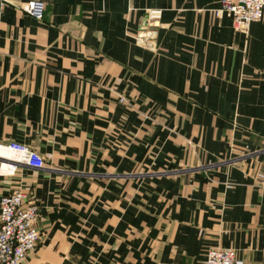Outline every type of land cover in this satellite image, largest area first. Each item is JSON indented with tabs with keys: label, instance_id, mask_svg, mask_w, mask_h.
Segmentation results:
<instances>
[{
	"label": "crops",
	"instance_id": "crops-1",
	"mask_svg": "<svg viewBox=\"0 0 264 264\" xmlns=\"http://www.w3.org/2000/svg\"><path fill=\"white\" fill-rule=\"evenodd\" d=\"M28 1L0 0V144L46 164L0 163V195L21 186L40 208L25 264H204L211 247L264 264V18L244 33L211 13L220 0H42L39 20ZM149 7L160 53L133 40ZM124 95L165 108L167 129ZM206 132L237 159L197 164L183 139L203 149ZM153 165L170 170L135 172Z\"/></svg>",
	"mask_w": 264,
	"mask_h": 264
},
{
	"label": "built area",
	"instance_id": "built-area-1",
	"mask_svg": "<svg viewBox=\"0 0 264 264\" xmlns=\"http://www.w3.org/2000/svg\"><path fill=\"white\" fill-rule=\"evenodd\" d=\"M3 1L6 3V0ZM15 6L36 19L44 18L45 3L42 0H29ZM213 11L217 17L231 18L234 28L246 33L253 22L264 18V0H220ZM160 16L161 11L158 9L148 12L145 18L146 26L152 24L151 18H160ZM0 146L5 148L1 144ZM10 149L21 155L19 161L14 162V168L10 167L12 174L19 164L36 170L43 169L46 165L42 156L26 146L11 144ZM40 215L39 206L28 201L23 188H14L9 193L1 194L0 264H25L30 255L36 251L41 239ZM204 264H245V261L241 259L236 249L211 247L207 250Z\"/></svg>",
	"mask_w": 264,
	"mask_h": 264
},
{
	"label": "rangeland",
	"instance_id": "rangeland-1",
	"mask_svg": "<svg viewBox=\"0 0 264 264\" xmlns=\"http://www.w3.org/2000/svg\"><path fill=\"white\" fill-rule=\"evenodd\" d=\"M156 9L161 11L160 18H155V19L151 18L152 24L146 26V23L143 22V19L148 16V12H150L152 10H156ZM214 9L215 8L212 9L211 13L214 16H216L214 11H213ZM163 13H164V10L162 8H155V7H153V8L149 7V8H146L143 11V15H142L143 19L140 21L138 29L133 34V38H134L133 40H134V42H135V44L137 46L143 48L144 50H149L150 52H153V53H160L163 50V48L160 46V44L158 42V37H159V28L158 27H160V25L162 24L161 21L163 19ZM217 18H219V17H217ZM157 25H159V26L156 27ZM239 32H241V31H239ZM121 97H120V101L123 102L128 107V109H127L128 111L137 112V115L139 114L140 118H141L140 115L144 116L142 118L150 116V118H151L150 121L152 123L158 122V124L163 128V130L167 129L166 126L164 125V121H165L166 117H168L169 113L165 110V108L160 107V106H158V107L151 106V105H149V102L147 100H144L143 102H140L139 98L137 96H133V99L131 97H129L128 95H124V96H121ZM149 125H151V124H149ZM149 130H152V129H149ZM177 131H178V129H175V130L171 129L170 131L167 130L166 133L160 134V136L161 137H163V136L165 137L166 136L167 137L166 142L169 141V140H174L175 142L178 143V146H180V144H182V140H180L178 138V136L180 134ZM185 137L186 138L183 139L184 143L189 145V147L191 149L190 153L194 154V157L198 158L197 159L198 160L197 164H202V163H205V162L208 163V161L210 159V164H208L207 166H203V167H209V166L211 167L212 165H216L217 163H221L224 160V158L223 159L219 158V156L215 157L214 153L211 152V150H209L207 148V139H208L207 132L204 134L203 139H202L203 145H204L203 149H200V147L197 145V142H195L191 138V137H193L192 133L190 135H188V136H185ZM130 138H132V136L127 135V140H129ZM202 141H201V143H202ZM128 145H129V142L126 141V146H128ZM195 162H196V160H195ZM0 163H2V161H0ZM181 163H182V161H179V160L177 161L176 160L174 165H176V166L177 165H181ZM183 163H185V162H183ZM0 166H1V164H0ZM152 167L153 168H151L149 170H136L135 172L140 171V172H143L141 174L149 173L150 175L153 174L155 176H158V175L166 172L167 170H170V169L160 168V167L159 168H154V167H156L155 165H153ZM20 168H22V166H18L17 169L15 170V173H16L17 170H20ZM131 173H134V171L131 172ZM190 175H191V173L189 175H187V176H190ZM19 187H21V186L11 187L9 192L13 191L14 188H19ZM9 192H7V193H9ZM3 194H6V193H3ZM37 247H38V245H37ZM241 259H243V258L241 257ZM245 264H246V262H245Z\"/></svg>",
	"mask_w": 264,
	"mask_h": 264
},
{
	"label": "bare ground",
	"instance_id": "bare-ground-1",
	"mask_svg": "<svg viewBox=\"0 0 264 264\" xmlns=\"http://www.w3.org/2000/svg\"><path fill=\"white\" fill-rule=\"evenodd\" d=\"M20 157H21V155L17 156L15 154V152H13L11 150H6L5 148H2V149L0 148V161H2V169L5 171H8L11 168H14V162L19 161ZM19 166H25V165L19 164Z\"/></svg>",
	"mask_w": 264,
	"mask_h": 264
},
{
	"label": "water",
	"instance_id": "water-1",
	"mask_svg": "<svg viewBox=\"0 0 264 264\" xmlns=\"http://www.w3.org/2000/svg\"><path fill=\"white\" fill-rule=\"evenodd\" d=\"M252 154H253V153H252ZM252 154H249V155H252ZM246 156H247V155H246ZM247 157H248V156H247ZM242 158H245V156L242 157ZM236 159H237V158H236ZM236 159L225 160V161H222L221 163H223V164H224V163H229V162H232V161H234V160H236ZM219 164H220V163H219ZM219 164H218V165H219ZM216 165H217V164H216ZM26 167H27V166H26ZM164 173H168V172H164Z\"/></svg>",
	"mask_w": 264,
	"mask_h": 264
}]
</instances>
